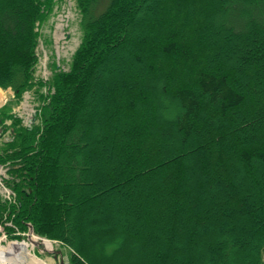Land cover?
<instances>
[{
    "label": "trees",
    "instance_id": "obj_1",
    "mask_svg": "<svg viewBox=\"0 0 264 264\" xmlns=\"http://www.w3.org/2000/svg\"><path fill=\"white\" fill-rule=\"evenodd\" d=\"M75 1L71 68L0 154L14 225L70 264H262L264 0ZM52 5L0 0V87L17 99ZM1 240L4 264H40Z\"/></svg>",
    "mask_w": 264,
    "mask_h": 264
},
{
    "label": "rangeland",
    "instance_id": "obj_2",
    "mask_svg": "<svg viewBox=\"0 0 264 264\" xmlns=\"http://www.w3.org/2000/svg\"><path fill=\"white\" fill-rule=\"evenodd\" d=\"M190 1H187V6L190 5ZM101 10L102 8L101 6H99L96 9V14ZM147 10L148 9L146 7L141 9L137 13V17H141ZM61 20H64V24H66V21L68 20L67 27L65 28L66 39L64 40V44H62V42H58L56 37L57 25ZM81 22V13L75 0H58L57 2L53 0L51 11L39 27L40 38L37 48L39 57L34 72L35 81L38 82L39 80L36 79H43L44 81L42 82V84H52L56 72L59 73V71H62V73H67V71L70 70L71 57L78 46L82 43L84 37ZM109 74L110 73L108 71L104 70L102 71V74L97 76V79L100 81V84H102L103 87L109 82ZM37 82H33V84L36 83L38 86H33L32 84L28 89V92L24 94L23 101L21 102L22 104H17V102L13 101V93L10 90L3 91L2 89H0L1 94H3L4 97L3 101L0 104H6V107H3L4 112L2 111V109L0 110V112H3V114H5L6 116H8L10 113H13L21 118H25L26 115V121L27 119L29 120L27 121L28 123H30V121H33V123L37 125V109L41 106L44 96L48 93L46 92L45 87H42L45 85L40 86L38 84L39 82ZM52 91L53 89L51 90V92ZM25 98L26 100H28V103L24 102ZM0 210L3 209L0 208ZM5 215V224L3 225V223H1L2 220L0 221V234L6 238L8 243L21 244L25 242V244H28V237L30 236L29 227L25 226V229H21L20 227L14 225L12 221L14 215L9 214L8 217V214L6 212ZM0 218H2V216H0ZM3 236H1L0 238V247L8 255H10L11 250L2 244L1 239L4 238ZM35 236L36 235L30 236V240H32L31 242L33 245L38 246L33 247L29 244L30 247L28 249H30L31 253H29V251H26L24 255L30 254L35 259H38L40 264H60L62 261L64 262V264H70L71 254H75V252L71 248L63 245L61 242L50 241L52 243L51 245H53V251H60L62 254L59 259L54 260L52 256L53 254L51 255L50 253L45 252L52 251V247L45 245L46 240H42V242L40 243L41 245H39L36 237L43 236ZM124 251L125 250H123L122 253H124ZM119 255L120 253L116 254L115 259L119 258ZM9 258L11 259L10 256ZM81 260L85 264L91 263V261H89V257L85 254ZM2 262H4V260H2ZM262 264H264V254L262 256Z\"/></svg>",
    "mask_w": 264,
    "mask_h": 264
},
{
    "label": "bare ground",
    "instance_id": "obj_3",
    "mask_svg": "<svg viewBox=\"0 0 264 264\" xmlns=\"http://www.w3.org/2000/svg\"><path fill=\"white\" fill-rule=\"evenodd\" d=\"M69 46V45H68ZM68 48V47H67ZM71 48V47H70ZM69 48V49H70ZM2 98V96H1V92H0V99ZM35 239V238H34ZM32 241V240H31ZM34 242H35V240H34ZM45 245H47V246H50V247H52V249H53V245H51V243H49V242H46L45 241ZM7 255V253L5 252V251H3V249L0 247V264H4V262H2V260L4 259V257ZM30 258H34L33 256H31L30 255ZM35 259V258H34ZM37 261H38V259H36Z\"/></svg>",
    "mask_w": 264,
    "mask_h": 264
},
{
    "label": "water",
    "instance_id": "obj_4",
    "mask_svg": "<svg viewBox=\"0 0 264 264\" xmlns=\"http://www.w3.org/2000/svg\"><path fill=\"white\" fill-rule=\"evenodd\" d=\"M29 263V262H28ZM30 264V263H29Z\"/></svg>",
    "mask_w": 264,
    "mask_h": 264
}]
</instances>
